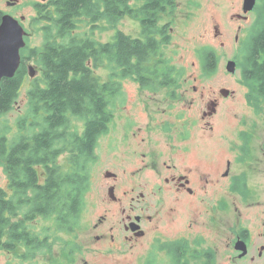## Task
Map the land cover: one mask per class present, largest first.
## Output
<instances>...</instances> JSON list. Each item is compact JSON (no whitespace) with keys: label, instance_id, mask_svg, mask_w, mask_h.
<instances>
[{"label":"flooded vegetation","instance_id":"obj_1","mask_svg":"<svg viewBox=\"0 0 264 264\" xmlns=\"http://www.w3.org/2000/svg\"><path fill=\"white\" fill-rule=\"evenodd\" d=\"M50 1L29 2L40 16H34L29 24L25 16L19 19L25 18L22 26L27 33L26 44L33 30L41 29L38 19L45 16V11L53 9ZM0 2L8 6L9 12L22 4V0ZM178 9L176 0L173 11L158 16L155 21L158 33L154 38L159 40L165 36L162 40L171 41L175 31L173 17ZM215 9L212 40L222 48L227 43L233 46L234 57L227 64L236 63L235 73L229 74L236 78L239 71L237 87H204L201 91V71L206 75L215 74L222 55L216 50L217 45L201 49L200 36L199 76L193 79L199 84L195 86L185 79L186 67L168 69L175 72L177 76L174 74L173 77L180 81L157 86L165 90L164 99L143 101L139 112L147 119L144 126H133L135 114H124V129L114 131L112 124L116 112L113 106H107V118L111 122L107 121L103 126L105 131L98 142L99 146L104 140L105 155L101 162L97 146L92 170L98 160L103 166L104 187L108 189L106 202L122 209L115 225L103 228L108 221L106 214L92 228L97 233L93 237L99 245L95 247L100 258L130 251L134 254L132 264L197 263L201 261V240H205L201 235L203 228L205 233H214L215 242L224 243L229 264H264V143L260 147L254 146L258 140L257 127L260 124L264 127V37L260 38L264 34V0H255V6L249 11L245 10V0H216ZM229 9L234 12L228 14ZM5 13L0 9L2 16ZM136 18L141 24L137 39L143 40L147 19L140 13ZM205 50L213 51L214 71L206 72L203 66L201 70V53ZM25 67L19 96L29 75L28 66ZM128 79L119 81V96L123 95V82ZM131 79L142 94L159 95L153 85ZM241 88L244 99L241 108L237 109L234 102L241 100ZM26 96L28 104V92ZM16 104L17 101L5 115ZM27 110L28 106L21 113L23 118ZM225 116L236 123L230 146L216 154L201 152V122L214 130V119ZM14 124L10 132L0 134L1 137L5 134L7 145L6 157H0V205L7 202L6 222H0L3 224L0 227V264H52L50 259L45 260V249L48 240L52 252L57 242L53 246L51 242L56 238H47L43 217L29 220L28 136L18 130L17 120ZM61 133L87 136L86 122L75 117L71 128ZM71 154V151H64L55 163L64 174L69 171V175H74L76 163ZM215 159L217 164L210 171L201 169V161ZM50 174L46 165H41L39 181L42 187L48 183ZM92 180L91 173V184ZM70 191L73 198L76 188L71 186ZM40 220L41 227L33 226ZM204 258L224 261L222 247H216L215 252H206ZM124 264L131 263L125 261Z\"/></svg>","mask_w":264,"mask_h":264},{"label":"trees","instance_id":"obj_2","mask_svg":"<svg viewBox=\"0 0 264 264\" xmlns=\"http://www.w3.org/2000/svg\"><path fill=\"white\" fill-rule=\"evenodd\" d=\"M141 1L51 0L53 9L45 11V16L40 18L47 22L42 28L43 46L30 49L27 44L21 51L17 81L6 79L1 83L0 117H3L18 99L26 62L33 57L41 68V74L28 91L27 115L24 118L20 115L17 127L28 136L29 220L32 222L41 216L52 222V227L46 228L47 238L53 230L72 233L80 226L91 188L94 151L105 131L103 126L111 122L106 110L120 95L119 81L134 78L153 85V89L180 81L173 77L175 72L168 70L176 67L167 53L170 41L162 40L165 36L159 40L154 38L158 33L155 21L160 14L173 11L176 0H143L138 7ZM138 13L147 19L143 40L119 31L113 42L104 44L92 37L93 31L78 32L84 23L95 26L103 21L114 26L127 16L137 17ZM1 19L0 14V24ZM261 36L262 40L264 34ZM201 62L206 72L214 71L213 51L201 53ZM102 63L108 65L111 72L109 82L95 73ZM75 117L86 122L87 136L61 133L71 128ZM4 136H0L1 158L7 154ZM64 151L72 152V160L75 157L74 175H69V171L64 174L55 163ZM41 165H46L51 173L45 187L39 181ZM71 186L76 188L73 198ZM6 206V201L0 205V222L3 223L6 222ZM51 250L47 240L45 252Z\"/></svg>","mask_w":264,"mask_h":264},{"label":"rangeland","instance_id":"obj_3","mask_svg":"<svg viewBox=\"0 0 264 264\" xmlns=\"http://www.w3.org/2000/svg\"><path fill=\"white\" fill-rule=\"evenodd\" d=\"M37 0H22V4L17 9H11L9 12L8 6L5 3L0 2V9L4 10L8 15L13 16L16 19H20L22 16L26 17V23L29 24L34 16L39 17L41 13L35 12L32 6L28 3L34 4ZM40 1V0H38ZM179 4V9L176 15L173 17L174 22V35L168 45L167 53L172 59L175 66L186 67L185 79L189 80V83L197 86L199 81H193L194 78L199 76L198 70V50L200 47V36H201V49L205 46L217 45L219 53L222 55L220 58L219 70L214 74L206 75L201 71V91L204 87L218 88V87H232L238 86V75L233 77L226 70L227 61L234 57V50L232 45L227 43L225 47L218 45L219 43H214V29L215 25V4L216 0H177ZM234 10L229 9L228 14H231ZM170 19V17L168 16ZM40 30H33L30 38L27 39V43L31 48H40L45 42V35L42 28L45 23L38 19ZM92 28H94L92 30ZM93 31L92 37L97 41L107 44L114 41L115 35L121 31L126 35H130L133 38L140 37L141 24L136 17L127 16L124 19L117 22L114 26H110L106 22L100 21L97 25L92 26L90 24L84 23L82 28L78 31L79 33H84V31ZM221 47V48H220ZM28 63V64H27ZM26 66H34L36 68L37 74L35 78H30L28 75L27 81L24 83V89L17 100V104L14 106L13 110L0 118V134L8 133L12 130V126L16 120L22 115L21 113L26 109L27 106V92L33 85V82L38 78L41 68L38 65L36 59H30L26 62ZM202 70V63H201ZM96 75L102 77L105 81L111 73L108 69V65L102 63L100 67L95 69ZM236 73V74H237ZM190 84V85H191ZM124 92L123 95L119 96L115 100L113 109L116 112L115 121L113 122V130L120 132L124 128V114L130 115L135 114L133 126H144L147 119L143 118V113L139 112V107L142 105L144 100L153 99L159 101L164 99V92L160 88H156L159 91L157 96H147L142 94L141 91L137 90L136 82L129 78L123 82ZM243 92L241 88L240 93ZM244 94H241V100L234 102V106L237 109L241 108L243 102ZM29 101V99H28ZM154 105V102H153ZM202 108V104H201ZM140 113V114H139ZM142 117L140 118L139 116ZM231 117H216L213 121L214 130H210L208 126L201 122V152H213L220 153L226 147L230 146V141L233 140L232 135L235 132L236 123L232 122ZM15 126V124H14ZM204 127V128H203ZM10 129V130H9ZM252 130H254L252 128ZM6 133V134H7ZM256 136L258 140L254 143V146L260 147L264 143V127L260 124L256 129ZM98 158L103 162L104 152V140H101L98 146ZM217 164V160H212L210 162L201 161V169L204 171H210L214 165ZM103 166L98 163L93 166L92 170V184L90 193L87 194L86 201L87 205L83 213L80 226L72 233L67 231H58L57 233L53 230L51 233L52 238H56L57 244L55 245L52 252L45 254V260H55L57 264H124V262H134V254L129 251L128 254L110 255L108 257H98L97 247L95 238L93 237L97 233L92 230L94 225L100 223L101 216L108 215V221L103 225V228H108L110 225H115L114 223L119 221L121 215V207L114 204H108L106 200L109 199L108 189L104 187V177H103ZM42 220L33 226H40ZM169 221V219H168ZM203 221V220H202ZM187 222H183V225ZM52 222L44 220V229L51 228ZM167 227V226H166ZM173 228H180V226H174ZM172 231L173 229H168ZM47 234V230H46ZM92 234V237H91ZM201 235L205 238L201 240V261L192 262V264H229L226 257L229 256L228 251L223 246V242H215L216 237L213 232L205 233V230L201 229ZM55 243L52 241L51 245ZM50 246V244H49ZM222 247V254L224 255L223 260H207L204 258L206 252H215L216 247ZM103 248L100 246V249ZM97 254V255H94ZM5 255H3V258ZM128 260V261H127Z\"/></svg>","mask_w":264,"mask_h":264},{"label":"water","instance_id":"obj_4","mask_svg":"<svg viewBox=\"0 0 264 264\" xmlns=\"http://www.w3.org/2000/svg\"><path fill=\"white\" fill-rule=\"evenodd\" d=\"M255 0H245V10H252ZM25 18L18 20L11 15H3L0 24V92L3 79H12L18 73L22 56L21 51L26 47V31L22 26ZM227 71L231 74L236 71V63L229 62ZM30 78H35L37 71L34 66H28Z\"/></svg>","mask_w":264,"mask_h":264}]
</instances>
